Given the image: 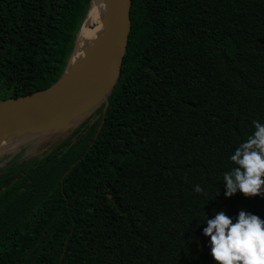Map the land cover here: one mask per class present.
I'll return each instance as SVG.
<instances>
[{
	"label": "trees",
	"instance_id": "obj_1",
	"mask_svg": "<svg viewBox=\"0 0 264 264\" xmlns=\"http://www.w3.org/2000/svg\"><path fill=\"white\" fill-rule=\"evenodd\" d=\"M90 1L0 0V101L62 76ZM130 21L107 105L29 165L0 155V264H213L204 216L264 219L222 184L264 123V0H131Z\"/></svg>",
	"mask_w": 264,
	"mask_h": 264
},
{
	"label": "water",
	"instance_id": "obj_2",
	"mask_svg": "<svg viewBox=\"0 0 264 264\" xmlns=\"http://www.w3.org/2000/svg\"><path fill=\"white\" fill-rule=\"evenodd\" d=\"M107 1L105 46L90 61L69 72L68 62L62 76L49 88L0 101V133L4 130H19L31 124L43 126L33 137L24 141L27 143L44 133L66 132L73 127V121L98 104L105 102L107 105L108 95L121 73L126 52L131 28V0ZM90 5L77 38L87 19Z\"/></svg>",
	"mask_w": 264,
	"mask_h": 264
},
{
	"label": "clouds",
	"instance_id": "obj_3",
	"mask_svg": "<svg viewBox=\"0 0 264 264\" xmlns=\"http://www.w3.org/2000/svg\"><path fill=\"white\" fill-rule=\"evenodd\" d=\"M228 159L233 166L222 175L224 197L264 196V123L253 121L252 133ZM193 191L199 194L203 189L195 185ZM204 218L202 235L213 264H264V219L244 210L235 218L222 210Z\"/></svg>",
	"mask_w": 264,
	"mask_h": 264
},
{
	"label": "bare ground",
	"instance_id": "obj_4",
	"mask_svg": "<svg viewBox=\"0 0 264 264\" xmlns=\"http://www.w3.org/2000/svg\"><path fill=\"white\" fill-rule=\"evenodd\" d=\"M107 5V0H104V2L103 0L91 1L87 19L78 35L74 51L67 66V72L90 61L105 46ZM31 125L11 132L2 131L0 133V155L33 137L43 127Z\"/></svg>",
	"mask_w": 264,
	"mask_h": 264
},
{
	"label": "rangeland",
	"instance_id": "obj_5",
	"mask_svg": "<svg viewBox=\"0 0 264 264\" xmlns=\"http://www.w3.org/2000/svg\"><path fill=\"white\" fill-rule=\"evenodd\" d=\"M54 139H55V135H48L42 141H40L37 145H35V147L32 150H28L25 144L21 145L17 150H13L14 152L12 156L22 155V158H23L22 161L26 162V165H29L28 162L30 160H33L31 158L36 157L39 152L45 150L54 141Z\"/></svg>",
	"mask_w": 264,
	"mask_h": 264
}]
</instances>
